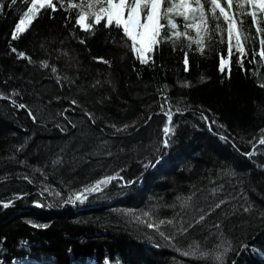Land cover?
I'll return each mask as SVG.
<instances>
[{
	"label": "trees",
	"instance_id": "trees-1",
	"mask_svg": "<svg viewBox=\"0 0 264 264\" xmlns=\"http://www.w3.org/2000/svg\"><path fill=\"white\" fill-rule=\"evenodd\" d=\"M0 3V96L7 97L0 98V258L2 251L18 255L30 243L31 256L44 252L57 264H69L70 252L78 261L96 253L119 264H218L217 255L223 264H264V145L258 143L264 135V60L254 55L264 33H257L251 16L242 17L249 37L243 67L235 48L229 61L226 32L214 33L203 54L195 44L173 49L164 43L141 64L119 30L101 22L94 35L85 32L76 24L79 9L66 11L58 0L56 11L41 9L13 40L30 4ZM219 23L226 28L223 18ZM221 57L229 61L230 77L228 66L219 70ZM169 103L175 135L165 148ZM108 177L115 179L85 205L96 209L78 211L81 204L68 202ZM190 196L192 207L182 209ZM117 199L132 206L106 211L103 203ZM123 208H138L140 220L159 224L168 239L147 223L138 226L135 216L119 214ZM150 208L165 214L150 216ZM201 215L204 221L196 223ZM193 244L208 255H181Z\"/></svg>",
	"mask_w": 264,
	"mask_h": 264
},
{
	"label": "snow or ice",
	"instance_id": "snow-or-ice-1",
	"mask_svg": "<svg viewBox=\"0 0 264 264\" xmlns=\"http://www.w3.org/2000/svg\"><path fill=\"white\" fill-rule=\"evenodd\" d=\"M12 5H16L18 0H10ZM60 7L66 11H70L72 8H77V20L76 24L85 32H92L97 25L104 22V27L109 29H116L122 33L126 47L134 54L135 59L139 60L141 64H147L152 59V54L159 48L161 44L169 43L173 49L177 46L181 48L187 47L191 49L192 45L197 46L198 51L201 54L204 52L206 41L213 38L215 34L227 33V53L228 58L233 54V48L239 53L237 63L243 67V57L246 55L244 42L249 37L243 30L244 21L242 17L244 15L251 16L253 22L257 25V33H264V28L259 25L264 22V0H235L236 12L233 13L234 0H80V3H72L69 0L67 6H65V0H58ZM24 3L30 4L29 7L23 12L19 22L15 25V29L12 34V39L17 40L20 34L26 32L33 21L38 17L41 9L48 8L52 11H56V4L53 0H24ZM205 4L208 5V9H205ZM250 7V10H248ZM4 4L0 3V12H3ZM235 17H241L237 19ZM259 17V18H258ZM182 20V24L177 23V19ZM223 18L226 28L221 27L219 23ZM91 20V23H89ZM211 22H215L213 27ZM181 28L183 30H181ZM191 30V32H190ZM191 33H194L191 34ZM83 43V41H81ZM221 42H224L221 39ZM234 42V43H233ZM260 49L258 53L262 60H264V38L259 40ZM16 52V49H12ZM20 58L29 59L23 53H18ZM224 57H221L219 61V70L223 73L226 66H228L230 77V64ZM103 63H109L103 61ZM183 63L185 65V71L188 66V52L184 53ZM264 67V64L260 65ZM43 67L47 68L48 64L45 63ZM56 71L55 68L52 69ZM183 87H190V84H184ZM260 87H264L261 84ZM0 98H7L0 96ZM165 101L168 97H164ZM15 105V101H12ZM75 104V101H73ZM19 108H24L25 105H18ZM164 109V105H161ZM177 112L181 110L176 109ZM167 117V124L163 128L164 140L163 145L167 148L170 145L171 137L175 135V128L173 124V112L172 106L169 103L167 111L164 112ZM29 115H32L29 112ZM207 120V117H203ZM33 120L35 117L33 116ZM127 127V126H125ZM121 131L122 129H117ZM224 139V137H221ZM259 145H264V135L258 141ZM255 145L253 151L248 153L249 158L255 154ZM115 177H108L106 179L98 181L96 184L82 190L79 193H74L68 197L69 203H75L77 201L83 203L87 199V195L102 191V186L107 184ZM57 195H59L57 193ZM4 207H9V204H4ZM39 206V205H38ZM192 207V197H187L182 200L181 208L187 209ZM220 207V204L215 206ZM248 209L246 208L245 211ZM148 216L147 213H145ZM149 221L151 217L148 216ZM205 219V215H201L196 223H202ZM140 223H147V227L159 232L160 236L168 239L163 232L160 231L159 224H153L137 218ZM172 224V221H160V224ZM33 227L46 228L47 225H36ZM218 227V225H217ZM181 232H186V229H181ZM229 249H225L227 252ZM177 251H180L177 249ZM181 255L186 257H193L198 259L205 258L208 253L200 252L199 245L193 244L189 250L182 251ZM218 264H223V257L221 255L216 256Z\"/></svg>",
	"mask_w": 264,
	"mask_h": 264
},
{
	"label": "rangeland",
	"instance_id": "rangeland-1",
	"mask_svg": "<svg viewBox=\"0 0 264 264\" xmlns=\"http://www.w3.org/2000/svg\"><path fill=\"white\" fill-rule=\"evenodd\" d=\"M178 19H179V18H178ZM173 116H175V115L173 114ZM36 191H37V190H36ZM40 194H42V193H40ZM127 205H128V206H132V205H129V204H127ZM10 206H11V204H10ZM125 207H126V206H125ZM150 209H151V208H150ZM108 210H109V209H106V211H108ZM152 210H153V209L149 210V215H150V216L152 215V213H154L153 215H155L156 217L159 218V216L162 217V216L165 214V212H164V211L162 212L161 210H160V212H161L160 214H157L155 211L152 212ZM146 212H148V211H146ZM109 213H112V212H109ZM150 213H151V214H150ZM155 213H156V214H155ZM158 213H159V212H158ZM119 214H121L122 216H125V217H131V216L133 217V216H135L136 219H135L134 221H135L136 224L139 223L138 226H140V222H138L137 218H140V219H141V218H142V213L140 212V210H139L138 208H137V209H134L133 212H131V211L128 210V209H124V208H123V209L119 210ZM163 228H164V227H163ZM164 229H165V228H164ZM160 230H161V229H160ZM161 231L166 235L167 232H165V231H163V230H161ZM163 240H164V239H163Z\"/></svg>",
	"mask_w": 264,
	"mask_h": 264
}]
</instances>
